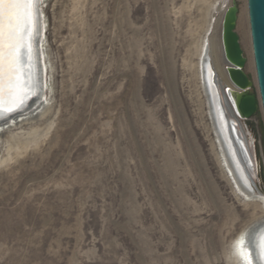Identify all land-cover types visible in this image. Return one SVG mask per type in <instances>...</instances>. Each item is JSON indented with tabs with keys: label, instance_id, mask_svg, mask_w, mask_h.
Masks as SVG:
<instances>
[{
	"label": "rangeland",
	"instance_id": "obj_1",
	"mask_svg": "<svg viewBox=\"0 0 264 264\" xmlns=\"http://www.w3.org/2000/svg\"><path fill=\"white\" fill-rule=\"evenodd\" d=\"M230 3L41 2L43 105L0 134V264L235 263L230 243L264 204L222 171L197 67ZM237 7L256 92L246 0ZM242 127L264 196L262 112Z\"/></svg>",
	"mask_w": 264,
	"mask_h": 264
},
{
	"label": "bare ground",
	"instance_id": "obj_2",
	"mask_svg": "<svg viewBox=\"0 0 264 264\" xmlns=\"http://www.w3.org/2000/svg\"><path fill=\"white\" fill-rule=\"evenodd\" d=\"M41 2L43 0H31L32 18L29 31L24 34L25 47L22 50L21 62L13 66L16 75L9 77L8 69L0 68V99L5 98L0 101V109L7 106L14 108L22 103L19 109L12 113L0 111V134L5 128L32 116L43 105L41 100L45 79L40 47L45 31L44 21L40 16ZM224 11L219 8V17L213 24L214 28H219ZM212 36L210 35L201 46L197 67L218 161L238 196L246 201L264 204V196L255 188L256 162L253 143L247 138L242 121L235 116L224 95L223 90L228 86L225 73L227 65L219 40L215 45ZM224 63L225 66H222ZM209 67L214 74L213 83L208 77ZM226 258L228 262L233 260L234 264H264V216L248 223L240 231L236 239L231 241Z\"/></svg>",
	"mask_w": 264,
	"mask_h": 264
},
{
	"label": "water",
	"instance_id": "obj_3",
	"mask_svg": "<svg viewBox=\"0 0 264 264\" xmlns=\"http://www.w3.org/2000/svg\"><path fill=\"white\" fill-rule=\"evenodd\" d=\"M238 0L231 3L223 12L219 39L226 62L225 73L228 86L223 90L229 105L235 112V116L242 122L250 120L260 110L264 120V0H246L247 16L251 50L256 78L257 91L254 92L252 82L243 71L245 58L239 45V39L235 32ZM24 63V62H23ZM209 69L208 77L213 83L214 74ZM1 98L0 101H4ZM22 103L14 108L7 106V110L0 111L8 114L19 109ZM4 107V106H3Z\"/></svg>",
	"mask_w": 264,
	"mask_h": 264
},
{
	"label": "snow or ice",
	"instance_id": "obj_4",
	"mask_svg": "<svg viewBox=\"0 0 264 264\" xmlns=\"http://www.w3.org/2000/svg\"><path fill=\"white\" fill-rule=\"evenodd\" d=\"M31 9V0H0V68L6 67L9 77L16 75L13 66L21 62Z\"/></svg>",
	"mask_w": 264,
	"mask_h": 264
}]
</instances>
